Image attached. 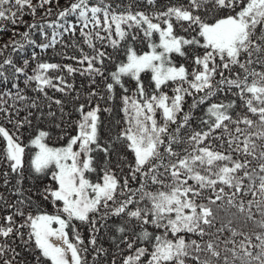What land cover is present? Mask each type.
<instances>
[{
	"label": "snow or ice",
	"instance_id": "6c2138e0",
	"mask_svg": "<svg viewBox=\"0 0 264 264\" xmlns=\"http://www.w3.org/2000/svg\"><path fill=\"white\" fill-rule=\"evenodd\" d=\"M51 3L40 0L34 6L32 0H0V21L15 25L22 22L24 8L35 16L37 7ZM50 14L51 8L46 12ZM73 16L95 54H83L81 49V58H69L87 64L86 68L45 62L28 76L9 56L0 63V78L8 79L5 72L10 66L16 79L17 74L25 75V83L35 81L36 90L46 97V88L60 92L73 88L62 76L55 78L59 84L54 83L46 74L49 70L80 72L92 77L93 84L96 76L110 79L105 84L108 100L115 99L116 86L125 93L120 97L123 127L101 142V113H111L112 108L102 109L99 103L92 106L93 97L105 98L89 92L87 103L77 108L76 134L68 135L65 146L50 147L46 130L31 139L30 145L38 151L30 158V168L38 179L49 182L26 196L21 186L28 145L0 125V138L6 142L3 158L19 177L15 194L20 197L6 204L11 211L0 224V264H22L12 246L16 240L32 252L35 264H87L88 247H82L84 240L72 222L90 226L89 244L99 256L106 250L97 247V225L106 226L113 217L124 221L116 229L130 253L123 264H264V0H185L152 15L134 11L131 4L74 0L58 13L65 23L47 24L63 32H54L51 41L39 47L54 46L64 33L74 35L77 25L68 24ZM44 27L33 22L20 35L35 44L31 31L46 36ZM177 28L187 35L179 34ZM140 33L150 49L142 54L128 44ZM154 34L159 43L153 42ZM96 40L114 50L124 45L126 62L120 61L107 77L97 64L111 57L96 48ZM9 47L19 51L24 45L10 40L0 48V56ZM173 54L190 60L191 71L184 64L177 65ZM28 63L24 60L25 66ZM142 73H151L153 91H146ZM124 77L135 81L133 95L127 94ZM12 86L15 93L0 92V113L18 132L31 121L28 117L14 120L9 108L16 115L20 109L15 104L4 107L5 97L17 102L29 98L18 84ZM169 86L171 96L163 91ZM186 97H193L187 111ZM55 103L62 104L60 100ZM205 104L204 115L194 128L193 109ZM27 107L38 105L33 100ZM118 149L116 169H128L123 177L112 167ZM40 202L50 204L53 212L43 210ZM70 227L75 242L69 238Z\"/></svg>",
	"mask_w": 264,
	"mask_h": 264
},
{
	"label": "trees",
	"instance_id": "16d2710c",
	"mask_svg": "<svg viewBox=\"0 0 264 264\" xmlns=\"http://www.w3.org/2000/svg\"><path fill=\"white\" fill-rule=\"evenodd\" d=\"M40 0H32V4L38 5ZM74 0H53V3L44 5L43 8L37 7L35 16L30 14L28 8H24V15L22 16V22L18 21L17 24H12L10 21L4 20L0 21V27L4 28V31L0 32V48H3L5 44L9 43L10 40L19 41L24 45L19 51H13L12 47L7 48L4 51V55L0 56V63L3 62L5 57H11L17 67H24L25 73L28 76L34 75V70L37 68L39 63H55L59 65H71L73 68L84 69L87 64L81 65L78 63L77 59H70L69 57L81 58L83 54L89 56L94 55L92 48L85 43L84 37L80 35L79 20L77 17H69L68 24H76V32L64 33L62 36L57 37V43L47 49L39 47L41 44L49 43L52 39L54 32H63V29L48 27L47 24L58 21V23H65L63 20H59L58 13L64 8L69 6ZM94 2V0H93ZM108 2L114 3V5H128L133 6L134 11H144L150 15L157 12L165 11L168 6L184 3L185 0H155L154 4H148L147 0H108ZM51 8V14L46 15L47 10ZM19 16L20 13H17ZM36 22L38 24H44V32L47 34L42 35L38 30H32L30 33V39L35 41V44L28 43L20 35L25 31H28V25ZM154 22H156L154 20ZM176 31L181 35H187L182 29L177 28ZM15 33V35H14ZM153 42L159 43L158 34H154L152 38ZM96 48L107 52L111 59H105L103 65L97 64V67H102L105 76H109V73L116 70L117 64L120 61L126 62V55L124 45L122 44L120 49L114 50L108 45L107 42L101 44L100 41H94ZM129 46L136 49V51L141 54L147 50L150 51L148 47V41L143 40V34L140 33L136 41H129ZM33 54H35V59H33ZM28 60L29 63L25 66L24 60ZM173 60L177 65L184 64L191 71L192 64L190 60H185L178 55L173 54ZM7 71L5 75L8 77L7 80H2L0 78V92H6L11 90L13 93L17 91L13 84H18L19 89L22 90V94L27 96L29 99L25 102H17L14 99L5 97L8 103L4 107H9L11 104H15L17 108L20 109L18 115L15 114L14 109L9 108L10 112H13L14 120H23L25 117L31 121V124H25L17 132L13 123H8L7 118L4 113H0V125H3L9 130L10 133H16L20 137L21 142L24 145H28L25 151V168L22 189L24 190V195L31 196L36 188L42 187L45 183H48V178L43 180L37 178V174L30 168V158L35 154L36 150L30 145L31 139L35 138L40 130L49 131L50 136L47 138L46 142L50 147H62L65 146L68 141V135L76 134V121L80 119V115L77 108L80 104L87 103L88 93L91 91H96L99 96H103L105 99L101 100L98 97L92 98V106L96 103L101 105V108L110 107L112 112H102L101 118L103 124L101 126L100 135L102 137V143L108 141L109 137H114L116 133L123 127L124 113L121 111L122 103L120 97L125 94L123 89L116 86L115 99H107V90L105 84L107 82H112L110 79L105 81L99 76L95 77V83H91L92 77L88 75H81L80 72L69 74L66 69L63 70H49L46 74L53 78L54 83L59 84V80L55 78L58 76L64 77L67 84L73 85L72 89H66L65 92L57 91L53 88H46L47 97L36 90V82L31 81L27 84L25 83L26 77L23 74H17L18 79L13 76V71L10 66H6ZM259 70V68H257ZM142 80L144 81L146 91H153V83L150 79L151 73H142ZM123 81L125 87L129 89L128 95H132L135 91V81L129 77H124ZM171 91L172 87H165L163 91ZM173 94V92H170ZM230 95V94H229ZM79 97V98H77ZM223 95L220 99H223ZM235 98V97H232ZM217 98L214 97L213 101ZM35 101L38 105L36 108L27 107L31 101ZM55 100H60L61 105H57ZM209 101V103L213 102ZM193 104V97H186V103L184 105L185 111ZM207 104L200 105L198 108L193 109V121L192 126L195 128L199 125V118L204 115ZM63 108V113L61 112ZM88 109L86 108L85 111ZM31 113V115H29ZM49 113H55V115H49ZM59 124L58 128L56 125ZM243 127V125H241ZM61 137H63L61 139ZM6 142L3 138H0V195L3 196V201H0V224L3 223V217L11 211L6 207V204L15 203L20 197L15 194V189L18 187L17 180L19 177L15 173H11L8 163L3 158L4 148ZM215 146V144H214ZM120 150H117V154L112 158V167L117 172L118 177H123L127 175L128 169L125 167L121 172L116 169V163L119 160ZM128 159L130 160L131 154L127 153ZM99 159H103L102 154L98 156ZM7 174V175H5ZM93 179H95V174H93ZM5 180L8 184H5ZM189 183H194L189 181ZM133 187L138 185L132 182ZM35 199L39 200L38 197ZM43 210L51 213L53 208L47 202H40ZM74 230L79 232L80 236L84 240V245L82 247H88V252L84 253L87 264H112L115 260L116 264H123V259L126 255L130 254L126 244L121 243V234L116 231V229L124 224L119 217H113L107 221L106 226H101L99 223V232L96 233L97 247H103L106 250V254H101L99 256L93 251L89 240L93 235L92 230L88 224H84L78 221H73ZM151 230V229H150ZM69 238L75 242V237L73 235V227L68 229ZM129 239L131 235L129 233ZM2 242V241H0ZM11 243V241H10ZM12 246L16 248L17 252L20 253L18 258L22 264H35L33 260L32 252L25 248L24 245L16 240L12 243Z\"/></svg>",
	"mask_w": 264,
	"mask_h": 264
},
{
	"label": "rangeland",
	"instance_id": "374dc122",
	"mask_svg": "<svg viewBox=\"0 0 264 264\" xmlns=\"http://www.w3.org/2000/svg\"><path fill=\"white\" fill-rule=\"evenodd\" d=\"M163 26V25H162ZM147 51H149V50H147ZM145 52V51H144ZM142 54V53H141ZM185 87H186V85H185ZM166 92L171 96L172 94L170 93V92H172V90L171 91H167L166 90ZM132 95H133V93H132ZM158 119H159V114H158V117H157ZM36 151H38V149L36 150Z\"/></svg>",
	"mask_w": 264,
	"mask_h": 264
}]
</instances>
